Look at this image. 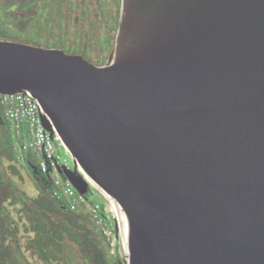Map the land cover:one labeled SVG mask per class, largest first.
I'll use <instances>...</instances> for the list:
<instances>
[{
    "label": "water",
    "instance_id": "water-1",
    "mask_svg": "<svg viewBox=\"0 0 264 264\" xmlns=\"http://www.w3.org/2000/svg\"><path fill=\"white\" fill-rule=\"evenodd\" d=\"M18 93L119 219L124 264H264V0H120L99 66L0 39Z\"/></svg>",
    "mask_w": 264,
    "mask_h": 264
},
{
    "label": "trees",
    "instance_id": "trees-1",
    "mask_svg": "<svg viewBox=\"0 0 264 264\" xmlns=\"http://www.w3.org/2000/svg\"><path fill=\"white\" fill-rule=\"evenodd\" d=\"M119 12L120 0H0V39L59 48L99 66L111 50ZM29 32L37 35L36 41L26 38ZM0 140V264H21L18 257L30 264L24 250L41 264H121L118 255L109 254V241L96 230L90 211L83 205L72 210L53 196L51 178L30 159L38 156L36 153L25 151L24 162L34 178L37 195L25 196L15 186L7 171H12V164L4 163V159L15 160L4 118H0ZM91 190L89 186L88 200ZM5 202L20 204L22 231L18 225L12 226L15 220L6 211Z\"/></svg>",
    "mask_w": 264,
    "mask_h": 264
},
{
    "label": "built area",
    "instance_id": "built-area-1",
    "mask_svg": "<svg viewBox=\"0 0 264 264\" xmlns=\"http://www.w3.org/2000/svg\"><path fill=\"white\" fill-rule=\"evenodd\" d=\"M0 106H2L4 117L13 121L16 126H19L23 121L27 123V134L25 139H21V147L23 150L32 151L42 156V160L37 163V167L42 174L51 178L53 196L62 199L72 210L80 205H88L86 197L79 194L70 181L58 172V166L66 164V158L56 154L55 148H57V145L61 147L58 134L54 131L50 136L41 125L40 114L43 112L37 100L27 93L0 94ZM91 214L95 222H102V225L98 226L101 227L100 232L105 237L108 236V232L112 234L105 227L104 216L99 218L97 213ZM109 240L107 239V241Z\"/></svg>",
    "mask_w": 264,
    "mask_h": 264
},
{
    "label": "rangeland",
    "instance_id": "rangeland-1",
    "mask_svg": "<svg viewBox=\"0 0 264 264\" xmlns=\"http://www.w3.org/2000/svg\"><path fill=\"white\" fill-rule=\"evenodd\" d=\"M26 38H29L31 41H36L37 35L33 33H27ZM0 118H4V121H7V126H8V137L10 139V144L13 146L14 152H15V160L14 161H8L4 159V163L9 166L12 164V171L7 169L9 172L12 181L14 182L15 186L25 195L28 197H35L38 193L36 184L34 182V178L30 174V168L27 166L24 162V157L26 156L27 150H22L20 151V146L22 145L21 139L26 138L27 134V129L28 125L25 121H23L19 126H16V124L11 121L7 120L4 117V112L2 110V106H0ZM5 123V122H4ZM2 141L0 140V143ZM56 154H59L62 158L65 157L62 154L61 147L57 145V148H55ZM24 151V153H23ZM66 158V157H65ZM30 159H32L34 162L39 163L42 160V156H30ZM66 165L69 167H73V165L67 160L66 158ZM88 200V198H87ZM90 201V202H89ZM95 206V207H93ZM4 207L6 208V211H8L15 220L12 223L13 225H18L20 230L22 231L21 228H23V223L24 219L19 218L20 214L18 212V209L20 208V204L16 203L14 205H8L7 202L4 203ZM89 210L91 213H97L98 217L100 218L101 216L105 217V227L108 228V230L111 233L108 232V236H106V239L109 240V254L110 255H118L121 261V264L123 263V253L121 249V238H120V232H119V222L114 214V211L111 209V207L108 205L106 200L92 187L91 192L89 193V200H88V205L84 206ZM114 215V216H113ZM101 220V219H99ZM98 223V224H97ZM95 228L96 230L100 233L101 227L98 225H102V222H95ZM22 234V233H21ZM29 234V233H27ZM102 234V233H100ZM103 235V234H102ZM24 235L20 236V242L23 244L24 243ZM24 255L26 257V260L30 264H41V261L35 256L31 255L29 251L24 250ZM18 261L21 264H24L22 259L18 257Z\"/></svg>",
    "mask_w": 264,
    "mask_h": 264
},
{
    "label": "bare ground",
    "instance_id": "bare-ground-1",
    "mask_svg": "<svg viewBox=\"0 0 264 264\" xmlns=\"http://www.w3.org/2000/svg\"><path fill=\"white\" fill-rule=\"evenodd\" d=\"M118 222H119V219H118ZM119 232H120V238H121V249H122V253H123V256L126 257L125 247H124V241H123L122 231H121V227H120V222H119Z\"/></svg>",
    "mask_w": 264,
    "mask_h": 264
}]
</instances>
